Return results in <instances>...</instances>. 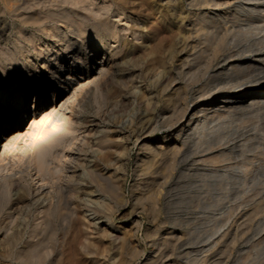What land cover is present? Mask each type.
<instances>
[{
    "label": "rangeland",
    "instance_id": "rangeland-1",
    "mask_svg": "<svg viewBox=\"0 0 264 264\" xmlns=\"http://www.w3.org/2000/svg\"><path fill=\"white\" fill-rule=\"evenodd\" d=\"M261 1L252 16L224 24L219 54H264ZM227 10L191 0H0V264H145L155 249L157 264H264V106L194 127L179 157L134 143L139 135L168 149L183 140L194 97L215 84L203 71L212 70L210 47L221 36L193 31L205 12ZM58 38L69 45L53 48ZM109 50L117 64L105 79L78 86ZM248 64L256 65L244 72L264 75V61ZM40 83L43 98L35 97ZM50 89L54 100L74 94L67 107L46 111ZM20 95L26 111L16 106ZM182 102L188 116L167 137ZM51 134L61 143L41 171L34 157Z\"/></svg>",
    "mask_w": 264,
    "mask_h": 264
},
{
    "label": "bare ground",
    "instance_id": "bare-ground-1",
    "mask_svg": "<svg viewBox=\"0 0 264 264\" xmlns=\"http://www.w3.org/2000/svg\"><path fill=\"white\" fill-rule=\"evenodd\" d=\"M191 2L194 4L196 3H200V5H205L206 8H215L217 10H220V8H227L228 12H226L225 14H220L219 12H217L216 14H211L212 12H205L203 15H202V21L205 23L203 26H201V28H196L193 32L195 33V36L197 33L201 32L203 33L204 32V35H210L209 37L214 38V35H217V34H221L220 38H218L216 41L212 42V47L211 48V52H212V59L214 62V64L210 61L209 62V65L210 63L213 64V67H212V70L210 71H203V73H205L207 76H208V81H212L214 82V86L209 90V91H202V90H199V94H197L195 97H194V101L195 103H198V107H197V112H195L193 115H194V119L193 121H187L185 124L186 126H182L181 127V131L184 130V133H183V137L181 140L180 143H178L177 141L173 142V144H171L170 148L166 149L165 147V144L164 142L157 145L156 147H153V146H150L151 142H149L148 140H145L143 141L144 139L141 138V136L138 135V137L136 138L135 142L136 144H142L144 147H146V150L145 152L148 154V152H163V153H173L175 154L176 156H178V154L180 153L181 150H183V144L184 142H186V139H188L189 137H191L192 135V132L191 130L194 128V127H197L199 126L200 128H203L202 130H204V128H208L207 126L205 127V125H207V122L209 121V119H212L213 118L217 119L218 117H220L221 114H224L225 112L226 113H232L234 110H238V107H246V108H251V107H254V106H258L259 107H263L264 106V75L262 73H255V74H247V72H244L246 71L250 66H253V65H256V64H248L251 63V62H254V63H262L264 61V54H259L258 57L256 58H252L253 56H256L255 54L256 53H253V54H248V55H245V53H240V52H229V53H224V54H219V52L221 51V49L223 50V46H224V39H225V32L227 31V28L228 26L226 27L224 24H226V22H228L229 20H232L234 16H236L237 14H244L246 16H252L251 14L255 12V9H256V5L259 4L260 2H262L261 0H191ZM191 4V3H190ZM198 5V4H197ZM231 8V10H229ZM179 15V14H178ZM181 16V15H180ZM179 17V16H178ZM182 18V17H181ZM158 19V18H157ZM180 19V18H178ZM182 20V19H181ZM183 21V20H182ZM178 22V21H177ZM180 22V21H179ZM178 22V23H179ZM156 22V20L153 19V21L151 22V26H153ZM176 23V22H175ZM162 24H163V21H162ZM168 25V23H166ZM177 24V23H176ZM181 24V23H180ZM195 24V23H194ZM5 25V24H4ZM228 25V24H227ZM149 26V25H148ZM160 26V24H159ZM158 26V27H159ZM170 26V24L168 25ZM175 26V25H174ZM177 26V25H176ZM180 25H178L179 27ZM182 26V25H181ZM195 26V25H193ZM225 26V27H224ZM7 27V26H6ZM150 27V26H149ZM161 27V26H160ZM192 27V26H191ZM155 28V27H154ZM195 28V27H194ZM176 29V28H175ZM226 29V30H224ZM191 32V30H189ZM188 31V32H189ZM175 33V31H173ZM80 35V34H79ZM173 35V34H172ZM188 35H191L190 33H188ZM194 36V37H195ZM193 37V38H194ZM202 36H200L201 38ZM218 37V36H217ZM63 38V37H62ZM62 38H58L57 40H53L52 42H54L53 45H51L53 48H56L57 46L61 45V44H64L65 46H68L69 45V42L66 41V42H63L62 40L59 41L60 39ZM191 39V38H190ZM207 39L209 40V38L207 37ZM194 40V39H193ZM6 43V42H5ZM187 44V42H186ZM228 44V43H227ZM188 45V44H187ZM51 46L48 47V52L51 50ZM203 46V45H202ZM227 46V45H226ZM224 46V47H226ZM114 47V46H113ZM187 47V46H185ZM50 48V49H49ZM108 48V47H107ZM115 48V47H114ZM57 49V48H56ZM70 49V48H69ZM112 49V48H111ZM1 50H4V49H1ZM13 50V49H12ZM207 50V49H206ZM53 51V50H52ZM3 52V51H2ZM60 52V51H59ZM96 52H98V50H95L94 53L96 54ZM210 52V53H211ZM227 52V51H226ZM10 53V52H9ZM50 53V52H49ZM194 53V51L192 52ZM56 55V53H54ZM191 54V53H190ZM195 56H198V52L194 53ZM5 55V54H4ZM59 55V54H58ZM192 55V54H191ZM114 56V52L112 50H109L107 52L104 53V56H102V60L100 61H97L98 62V66H95L94 67V71L95 74H89V73H85L82 75L81 79H79L77 81V85L80 86L82 84H84L83 81H85L84 79H87L86 82H90L92 83L91 81H99V80H102L105 79V76L107 74V72H111L109 71L110 68L113 66V64H117L115 62V58L113 57ZM237 56H240V57H243V58H248L247 60L243 61V62H235L234 59L232 58H235ZM54 57V56H52ZM194 57V55H193ZM192 57V58H193ZM59 57L57 56L55 59L57 60ZM62 58V57H61ZM196 58V57H195ZM209 58V57H208ZM209 58V59H211ZM219 58V60H218ZM252 58V59H251ZM54 60V59H53ZM55 60V62H56ZM65 60V59H64ZM63 61V60H62ZM52 62V61H51ZM228 62V63H227ZM245 62H247L246 64H244ZM208 64V63H207ZM222 64H226L225 66L226 67H222ZM186 65V64H185ZM191 65V64H190ZM258 65V64H257ZM57 66V65H56ZM60 66H66V65H63L61 64ZM115 66V65H114ZM254 67V66H253ZM256 67V66H255ZM62 68V67H61ZM74 68V67H73ZM115 68V67H114ZM113 68V70H114ZM193 68V67H192ZM210 68V67H209ZM251 68V67H250ZM51 68H49V66H47V71L52 72L50 70ZM54 69V68H53ZM56 69V68H55ZM189 69V68H188ZM244 69V71H243ZM243 71L242 74H239V71ZM55 71V70H53ZM117 71V70H116ZM57 72V71H56ZM61 72V71H60ZM249 72V71H248ZM72 73V72H71ZM53 74H55L53 72ZM113 75V74H112ZM55 76L59 77V75H57V73L55 74ZM110 76V75H109ZM203 76V75H202ZM201 76V77H202ZM205 76V75H204ZM108 77V76H107ZM56 78V77H55ZM71 77H70V73L69 75L65 78V79H62L60 78V81H59V87H67L68 86V83L70 81ZM57 80V79H56ZM62 80H65L64 82H66V84L62 85L63 81ZM83 80V81H82ZM108 80V79H107ZM72 81V80H71ZM207 81V80H206ZM43 82V81H42ZM175 82V81H174ZM211 82V83H212ZM104 83V82H103ZM45 83H40V86L37 89L36 93H35V97L37 98H43L47 91H40L41 87L44 85ZM102 84V83H101ZM208 84V83H207ZM75 85V84H74ZM213 85V84H212ZM211 85V86H212ZM48 86V85H47ZM87 86V85H86ZM171 86V85H170ZM45 87V86H44ZM43 87V88H44ZM58 87V86H57ZM73 87V86H72ZM71 87V88H72ZM70 87L68 88L71 89ZM77 86H74V88H72V92L76 91L77 90ZM47 89V88H46ZM60 89V88H58ZM232 89H235L234 93L231 94L229 93ZM16 90V89H15ZM51 90V89H50ZM62 90V89H61ZM80 90V89H79ZM83 90V89H82ZM71 91V90H70ZM51 92L52 96H53V103L49 104V108H47L46 111L48 112H53L54 110H59V109H63L66 105V103L69 102L70 100V97H71V94L72 92L69 94H67L65 91L63 92V95L61 96V98L59 100H54L55 97H56V89L55 90H51L49 91ZM78 92V91H77ZM66 93V94H65ZM6 94V93H5ZM50 94V95H51ZM60 94V93H59ZM75 94V92H74ZM72 94V95H74ZM78 94V93H77ZM194 95V94H193ZM27 96L26 95H20V101L21 103L19 105H16L17 108H20V109H24L23 111H26L25 110V100H26ZM46 101L43 102L42 106H46V103L48 102L47 99H45ZM184 101V99H183ZM193 101V102H194ZM72 102V101H71ZM180 102V101H179ZM185 102V101H184ZM187 102V101H186ZM177 103V102H176ZM18 104V103H17ZM48 104V103H47ZM190 105V103H189ZM189 105L186 104V103H183L179 105V109L177 110L179 115L177 117V120L174 122L170 121V123L172 122L171 125H169L168 127V135L167 137H171L172 135H175L178 133V131L176 130L175 128V125L177 122H179L180 120H183V119H186V117L188 116V110H189ZM175 106V105H174ZM173 106V107H174ZM67 107V105H66ZM242 107V108H243ZM173 110V109H172ZM3 111V110H2ZM22 111V112H23ZM63 111V110H62ZM4 112V111H3ZM8 113V112H7ZM6 113V114H7ZM14 113V112H13ZM177 113V114H178ZM225 113V114H226ZM10 114V113H9ZM175 114V113H174ZM10 116V115H9ZM162 116H164L162 114ZM3 117V115L1 116ZM12 117V116H11ZM34 117V116H33ZM162 118V117H161ZM9 118H7L6 120H8ZM153 119V118H152ZM151 119V120H152ZM171 119V118H170ZM165 120V119H164ZM168 120V119H166ZM158 121V120H157ZM167 122V121H166ZM153 123V121H152ZM151 123V124H152ZM166 124V123H165ZM183 124V123H182ZM168 125V124H167ZM154 126V125H153ZM144 128V126H142ZM146 127V125H145ZM152 127V126H151ZM13 128V127H12ZM12 128H8L6 129L5 131H9L10 129ZM65 128V127H63ZM72 128V127H71ZM73 129V128H72ZM77 129V128H76ZM75 129V130H76ZM146 129V128H145ZM152 129V128H151ZM155 129V128H154ZM197 129V128H196ZM64 130V129H63ZM68 130V129H66ZM71 130V129H69ZM142 130V129H141ZM149 130V128H148ZM200 130V129H199ZM72 131V130H71ZM138 131H140V129H138ZM137 131V132H138ZM151 131V130H149ZM21 131H19L20 133ZM70 132V131H69ZM144 132V131H143ZM73 133V132H72ZM145 133V132H144ZM208 133V132H207ZM17 132H12V134H9L6 138V142L4 143V145L6 143H9L11 140L10 139H14ZM21 134V133H20ZM70 134V133H69ZM100 134V133H99ZM19 135V134H18ZM206 136V132L204 134V131L202 132V134H200V137H204ZM211 136V135H209ZM208 137V136H207ZM192 138V137H191ZM46 141L48 143V147L42 149L37 155V157H34L36 158V164L37 166L39 165V168L38 170H41L43 171L42 169L43 168H46V158H47V155H50L52 153V148L56 145H58L59 143H61V140H60V136L58 134H51L49 136H46ZM69 139V138H68ZM67 139V141H68ZM73 139V138H72ZM78 139V138H77ZM195 139V137H194ZM193 139V140H194ZM10 140V141H9ZM66 140V138H65ZM64 140V141H65ZM9 141V142H8ZM63 141V140H62ZM81 141V140H80ZM143 141V143H142ZM172 141V140H171ZM66 142V141H65ZM168 143V142H167ZM189 143V142H188ZM70 144V143H69ZM140 144V146H142ZM3 145V147H4ZM62 145V144H61ZM66 145V144H65ZM187 145V144H186ZM63 146V145H62ZM202 147V146H201ZM105 148V147H104ZM103 148V149H104ZM107 148V147H106ZM5 149V148H3ZM54 149V148H53ZM102 148L100 147V150ZM102 149V150H103ZM186 149V147H185ZM188 149H191L188 147ZM186 149V150H188ZM213 149V148H211ZM106 150V149H104ZM141 150V147L138 149V151ZM200 150V149H198ZM207 150V149H206ZM55 151V150H54ZM61 151V150H60ZM188 151H191V150H188ZM38 152V151H36ZM35 152V153H36ZM182 152V151H181ZM58 153V152H56ZM107 153V152H106ZM145 153V154H146ZM156 153V154H158ZM187 153V152H186ZM189 153V152H188ZM187 153V154H188ZM198 153V152H197ZM53 154V153H52ZM52 154H51V158H52ZM138 154V153H137ZM154 154V153H153ZM155 154V156H156ZM206 153H204L205 155ZM208 154V153H207ZM206 154V155H207ZM160 155V154H159ZM182 155V154H181ZM184 155V154H183ZM186 155V154H185ZM210 155V154H209ZM145 156V155H144ZM144 156H141L144 157ZM151 156V155H150ZM154 156V155H152ZM151 156V157H152ZM161 156V155H160ZM166 156V155H165ZM171 156H174V155H169V158H172ZM149 157V156H148ZM168 157V156H167ZM179 157V156H178ZM182 157V156H181ZM180 157V159H181ZM187 157V156H186ZM208 157V156H207ZM50 156L47 158V160H49ZM147 158V156H146ZM144 159L147 160V159ZM53 159V158H52ZM139 159V158H138ZM167 159V158H166ZM184 159V158H183ZM108 160V159H107ZM137 160V159H136ZM141 160V159H140ZM150 160V157L149 159ZM147 160V161H148ZM152 160V159H151ZM170 160V159H169ZM172 160V159H171ZM182 160V159H181ZM51 161V160H49ZM47 161V162H49ZM174 161V160H173ZM53 162V161H52ZM142 163V161H139ZM184 162V161H183ZM144 163V162H143ZM146 163V162H145ZM144 165L143 166H147V165ZM174 163V162H173ZM51 164V163H50ZM139 164V163H138ZM137 164V165H138ZM147 164V163H146ZM177 164V163H176ZM259 165V164H258ZM97 166V164H96ZM95 166V167H96ZM150 166V165H149ZM260 166V165H259ZM51 167V166H50ZM138 167V166H137ZM142 167V166H141ZM144 167V168H145ZM148 167V166H147ZM262 166H260L261 168ZM92 168V167H91ZM258 168V170L260 169ZM49 169V168H48ZM46 168V170H48ZM45 170V171H46ZM137 170V168H136ZM145 170V169H144ZM256 171L255 169V174L259 171ZM44 171V172H45ZM139 171V170H137ZM48 172V171H47ZM95 172V171H94ZM143 172V169L142 171ZM145 172V171H144ZM143 172V173H144ZM142 173V174H143ZM36 174V173H35ZM42 174V172L40 173ZM39 174V175H40ZM109 174V173H108ZM72 175V174H70ZM98 175L102 176L103 173L100 174L98 173ZM137 175V174H136ZM49 176V174H48ZM43 177V175L41 176V178ZM68 177V176H67ZM104 178V176H102ZM106 177V176H105ZM39 178V177H38ZM52 179V178H51ZM105 179H108L107 177ZM42 180V179H41ZM41 186V185H40ZM43 186H44V183H43ZM50 186V185H49ZM42 188V186L40 187ZM46 188V187H45ZM51 189V188H50ZM47 190V188H46ZM43 193V192H42ZM48 194V193H47ZM46 196V195H45ZM49 196V194H48ZM137 196V195H136ZM139 196V195H138ZM135 200V199H134ZM160 205V204H159ZM45 208V207H44ZM168 234V233H167ZM167 234L165 237H167ZM164 238V236L162 237ZM167 238H164L163 240H165ZM159 240H157V242L155 243V245H158ZM173 241V240H172ZM164 243V242H163ZM161 246V245H160ZM156 249L153 251L152 254H150L148 257L145 258V264H157L158 261L156 260ZM161 261V260H159Z\"/></svg>",
    "mask_w": 264,
    "mask_h": 264
}]
</instances>
